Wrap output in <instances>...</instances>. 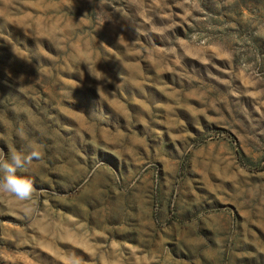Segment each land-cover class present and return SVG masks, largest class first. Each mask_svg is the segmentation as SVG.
<instances>
[{"label":"rangeland","instance_id":"1","mask_svg":"<svg viewBox=\"0 0 264 264\" xmlns=\"http://www.w3.org/2000/svg\"><path fill=\"white\" fill-rule=\"evenodd\" d=\"M0 264H264V0H0Z\"/></svg>","mask_w":264,"mask_h":264},{"label":"clouds","instance_id":"2","mask_svg":"<svg viewBox=\"0 0 264 264\" xmlns=\"http://www.w3.org/2000/svg\"><path fill=\"white\" fill-rule=\"evenodd\" d=\"M42 155L38 148L32 147L26 155L11 152L8 159L0 160V202L20 204L33 198L35 189L32 182L18 173Z\"/></svg>","mask_w":264,"mask_h":264}]
</instances>
